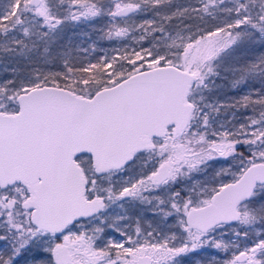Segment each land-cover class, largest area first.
<instances>
[{
  "label": "snow or ice",
  "instance_id": "snow-or-ice-1",
  "mask_svg": "<svg viewBox=\"0 0 264 264\" xmlns=\"http://www.w3.org/2000/svg\"><path fill=\"white\" fill-rule=\"evenodd\" d=\"M0 264H264V0H0Z\"/></svg>",
  "mask_w": 264,
  "mask_h": 264
},
{
  "label": "rangeland",
  "instance_id": "rangeland-1",
  "mask_svg": "<svg viewBox=\"0 0 264 264\" xmlns=\"http://www.w3.org/2000/svg\"><path fill=\"white\" fill-rule=\"evenodd\" d=\"M93 39H95V37H93ZM84 46H87V44H85ZM101 46H102L105 50H107V51H110V50H111L110 45H109L108 42H102ZM98 54H99V53H92V54H90V55H91V56H94V55H98Z\"/></svg>",
  "mask_w": 264,
  "mask_h": 264
}]
</instances>
